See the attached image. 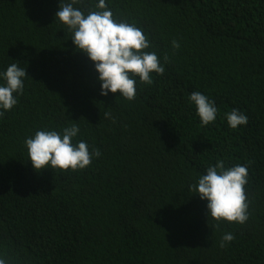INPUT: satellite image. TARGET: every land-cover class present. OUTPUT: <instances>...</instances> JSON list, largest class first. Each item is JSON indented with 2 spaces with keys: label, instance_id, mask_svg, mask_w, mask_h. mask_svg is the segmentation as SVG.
<instances>
[{
  "label": "trees",
  "instance_id": "obj_1",
  "mask_svg": "<svg viewBox=\"0 0 264 264\" xmlns=\"http://www.w3.org/2000/svg\"><path fill=\"white\" fill-rule=\"evenodd\" d=\"M61 2L71 0H0V73L17 63L27 75L0 117V259L264 264V0H105L115 20L143 30L165 69L151 85L134 77L132 101L101 95L93 62L56 20ZM97 3L74 7L87 14ZM193 92L218 110L207 126ZM234 109L248 118L236 129ZM72 123L73 144L101 155L83 170L35 171L25 140ZM221 160L247 166L243 224L208 217L190 191ZM226 233L235 238L221 247Z\"/></svg>",
  "mask_w": 264,
  "mask_h": 264
},
{
  "label": "clouds",
  "instance_id": "obj_2",
  "mask_svg": "<svg viewBox=\"0 0 264 264\" xmlns=\"http://www.w3.org/2000/svg\"><path fill=\"white\" fill-rule=\"evenodd\" d=\"M79 0L71 3H60L56 13L58 19L72 33L71 40L75 48L85 54L94 64L101 84V95L120 93L121 97L132 101L136 97V79L141 84L151 85V74H164V67L155 52L145 51L151 47L143 30L135 23L118 22L105 0H98L96 8L85 14L74 7ZM176 40L172 41L174 50L179 48ZM164 62L169 57L164 56ZM5 83L0 85V117L11 110L18 102L16 93L22 95L26 70L12 63L6 71L0 73ZM189 101L195 105L197 115L203 126L215 121L217 108L213 101L200 92H193ZM110 115L106 113V117ZM228 125L236 129L246 125L248 118L238 110L226 114ZM80 129L72 123L61 132L55 130H38L34 136L25 140V147L33 169L37 172L50 167L61 171H77L88 167L93 155H101L99 149L89 151L83 140L73 144V138ZM248 183L247 166L237 164L226 168L224 161L209 166L206 174L199 177L198 182L190 186V191L207 201L208 217L219 222L243 224L248 220V203L245 185ZM231 233H226L221 240V247L234 240ZM0 264H6L0 259Z\"/></svg>",
  "mask_w": 264,
  "mask_h": 264
}]
</instances>
